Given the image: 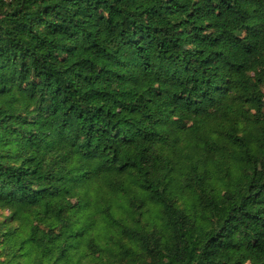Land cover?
<instances>
[{"label":"trees","instance_id":"1","mask_svg":"<svg viewBox=\"0 0 264 264\" xmlns=\"http://www.w3.org/2000/svg\"><path fill=\"white\" fill-rule=\"evenodd\" d=\"M4 211L0 264H264V0H0Z\"/></svg>","mask_w":264,"mask_h":264},{"label":"rangeland","instance_id":"2","mask_svg":"<svg viewBox=\"0 0 264 264\" xmlns=\"http://www.w3.org/2000/svg\"><path fill=\"white\" fill-rule=\"evenodd\" d=\"M7 216H8V212L6 211L0 212V224L5 225V227L1 226L0 230H7V223L11 224L12 226L11 230H15L16 228H18L17 224L6 221ZM155 220H157V217L153 211H150L148 214H145L140 219L135 217L136 223L143 222V223L152 224ZM99 244L103 248L101 254L93 255L91 252L85 250L84 248H81L80 252H77L78 258L76 259V261H78L79 264H103L106 262L110 264V262H115V259L121 260L120 257L117 256V253L119 252V248H121L122 245H128L126 244L125 240H120V235L109 239H104L103 236V238L99 240ZM119 264H124V263L121 262Z\"/></svg>","mask_w":264,"mask_h":264}]
</instances>
